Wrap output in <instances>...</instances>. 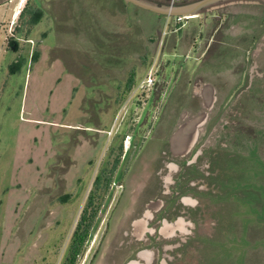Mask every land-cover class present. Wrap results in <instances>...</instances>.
Returning a JSON list of instances; mask_svg holds the SVG:
<instances>
[{"label": "rangeland", "instance_id": "1", "mask_svg": "<svg viewBox=\"0 0 264 264\" xmlns=\"http://www.w3.org/2000/svg\"><path fill=\"white\" fill-rule=\"evenodd\" d=\"M6 8L0 264H68L104 169L111 182L73 264H264V0H13L0 15ZM198 116L188 149L173 153L174 133ZM165 219L185 229L165 236Z\"/></svg>", "mask_w": 264, "mask_h": 264}, {"label": "trees", "instance_id": "2", "mask_svg": "<svg viewBox=\"0 0 264 264\" xmlns=\"http://www.w3.org/2000/svg\"><path fill=\"white\" fill-rule=\"evenodd\" d=\"M41 14L42 12L40 10H37L33 13L32 18L36 21L37 19H39ZM110 181V177L107 176L106 178V175L103 171H101L100 174L96 176L93 182L92 190L88 194L87 202L81 211L80 217L75 225V228L70 238L66 256L68 264L74 263L77 255L79 254L82 248V245L87 242L90 220L92 217L95 216L97 209V205L94 201L96 196H98L96 195V189L103 188L104 186L107 187Z\"/></svg>", "mask_w": 264, "mask_h": 264}, {"label": "flooded vegetation", "instance_id": "3", "mask_svg": "<svg viewBox=\"0 0 264 264\" xmlns=\"http://www.w3.org/2000/svg\"><path fill=\"white\" fill-rule=\"evenodd\" d=\"M203 14V13H202ZM97 128V127H96ZM98 132H102V130H99ZM164 138V137H163ZM164 140L165 141H167L165 138H164ZM186 163V162H185ZM101 171H103L104 173H105V175H106V178H107V176H110V175H108L109 174V172H106L105 171V169L104 170H101ZM100 171V172H101ZM100 172L96 175V176H98L99 174H100ZM96 176L94 177V179H93V182H94V180H95V178H96ZM93 182H92V186H93ZM111 182V181H110ZM109 185V184H108ZM108 185H107V187L106 186H104L103 188H97L96 189V195H99L101 192H103V191H107V188H108ZM143 186V185H142ZM141 186V187H142ZM140 187V188H141ZM180 188L179 187V184L178 183H176V185H175V187H174V189L175 188ZM91 190H92V188H91ZM90 190V191H91ZM173 190V189H172ZM171 190V191H172ZM182 190V189H181ZM90 191H89V193H90ZM173 192V191H172ZM179 194H181V193H179ZM146 207V206H145ZM145 207H142L141 205H140V207L138 208V211L137 212H142V213H139L138 215H136V216H141L142 214H143V211H144V209H145ZM173 207V210H172V213L174 214V213H176V211H178L179 209H177L175 206H171V207H166L164 210H163V213L165 214L166 213V215H168V218H170L169 216H172L173 214H171L170 213V209ZM153 208L154 209H156L157 207H155V206H153ZM152 208V209H153ZM153 209V210H154ZM177 209V210H176ZM151 210V209H150ZM153 212V211H152ZM147 214V213H146ZM161 215V214H160ZM149 216V215H148ZM148 216L147 215H145V217H146V219L148 218ZM134 218H136L135 216H134ZM133 218V219H134ZM153 219V214L151 213V217L149 218V220H147V221H145L144 220V222H142L141 220H139L140 222H135L136 220H134L133 221V225H132V227H133V233L134 234H136V235H141V234H143L145 231H146V229H148V226H147V224H148V222L150 221V220H152ZM185 225H186V223H184V220L183 219H177V221H175V223H169V221L168 220H166L165 219V221H164V223H163V225L161 226V228H163L164 229V231H163V235H165V236H170V234L172 233V232H175L177 229H180V230H184L185 229ZM153 232H155V229H154V231ZM153 256V255H152ZM152 256L151 257H149V260H150V262H151V258H152ZM130 263H132V264H135V263H133L132 261H130V262H128L127 264H130Z\"/></svg>", "mask_w": 264, "mask_h": 264}, {"label": "bare ground", "instance_id": "4", "mask_svg": "<svg viewBox=\"0 0 264 264\" xmlns=\"http://www.w3.org/2000/svg\"><path fill=\"white\" fill-rule=\"evenodd\" d=\"M205 102L208 104L212 99V91L209 87L204 90ZM200 121L197 119H192L178 128L177 133H175L170 141L171 150L177 155H182L188 149L194 134L196 133Z\"/></svg>", "mask_w": 264, "mask_h": 264}, {"label": "water", "instance_id": "5", "mask_svg": "<svg viewBox=\"0 0 264 264\" xmlns=\"http://www.w3.org/2000/svg\"><path fill=\"white\" fill-rule=\"evenodd\" d=\"M140 3V2H139ZM143 4V6L150 8L152 10H156V11H162L165 12L168 16L172 15V16H184V17H190L192 15H195L196 13L200 12L199 10V5L194 4V5H180L179 7H167V8H163L162 10L160 8H157L156 6L147 4L145 2H141ZM140 3V4H141ZM153 7V8H151ZM203 117V116H202ZM193 119H197L198 121L201 122V116L195 117ZM178 131V130H177ZM177 131L175 133H177ZM174 133V134H175ZM173 137V136H172ZM172 139V138H171Z\"/></svg>", "mask_w": 264, "mask_h": 264}, {"label": "crops", "instance_id": "6", "mask_svg": "<svg viewBox=\"0 0 264 264\" xmlns=\"http://www.w3.org/2000/svg\"><path fill=\"white\" fill-rule=\"evenodd\" d=\"M12 1H13V0H0V7L3 6L4 4H6L7 2L10 3V2H12ZM8 5H9V4H8ZM7 9H8V8H6L5 11L3 10L2 13H1V15H0V32H1V33H2V31H3V27H2L3 22L8 21V19L11 17V14H10L9 16H6ZM191 200H193V199L191 198Z\"/></svg>", "mask_w": 264, "mask_h": 264}]
</instances>
